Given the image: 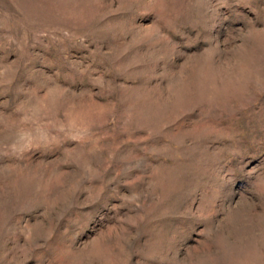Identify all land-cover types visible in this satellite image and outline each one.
Returning a JSON list of instances; mask_svg holds the SVG:
<instances>
[{
    "label": "clouds",
    "instance_id": "9594fccd",
    "mask_svg": "<svg viewBox=\"0 0 264 264\" xmlns=\"http://www.w3.org/2000/svg\"><path fill=\"white\" fill-rule=\"evenodd\" d=\"M30 262L264 264V0H0V264Z\"/></svg>",
    "mask_w": 264,
    "mask_h": 264
},
{
    "label": "rangeland",
    "instance_id": "374dc122",
    "mask_svg": "<svg viewBox=\"0 0 264 264\" xmlns=\"http://www.w3.org/2000/svg\"><path fill=\"white\" fill-rule=\"evenodd\" d=\"M229 163H230L232 166H240V165L243 163V158L240 157V156H237V157L231 159V160L229 161ZM30 264H31V262H30Z\"/></svg>",
    "mask_w": 264,
    "mask_h": 264
}]
</instances>
